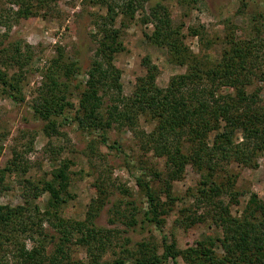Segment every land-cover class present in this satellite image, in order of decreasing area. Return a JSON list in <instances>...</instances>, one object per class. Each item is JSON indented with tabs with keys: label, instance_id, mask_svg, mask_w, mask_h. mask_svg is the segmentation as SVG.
Instances as JSON below:
<instances>
[{
	"label": "trees",
	"instance_id": "1",
	"mask_svg": "<svg viewBox=\"0 0 264 264\" xmlns=\"http://www.w3.org/2000/svg\"><path fill=\"white\" fill-rule=\"evenodd\" d=\"M14 1L20 6L18 14L28 15L33 12L34 4L43 5L50 0ZM133 6L134 1H126L120 12L133 14ZM116 10L107 7L94 56L84 73L76 60L67 63L62 54L51 60L43 74L38 99L33 101V114L45 122L47 134L59 133L57 128L64 123H74L82 135L91 137L88 146L92 154L97 152L96 144L123 152L111 132L127 128L140 150L151 151L155 158L164 159L162 170L151 165L148 172L147 167L138 169L134 159L124 153V164L132 166L128 169L135 174V184L142 197L139 205L126 202L130 213L122 216L129 218L128 223L138 225L141 233L151 227L158 230L160 244L142 239L129 248L125 247L127 238L122 245L125 256L101 260L111 230L97 227L91 221L97 211H90L84 220L57 215L66 201L64 194H68V163L64 161L53 171L51 179L42 180L41 187L36 185L29 194L32 197L42 192L49 194L43 212L48 214L53 210L57 215L52 225L56 232L51 235L53 241L47 239L42 221L35 224L33 210L0 204V245L12 242L18 234L26 233L32 238L35 234L40 238L30 249L24 245L17 249L19 264H178L179 256L188 264H264V197L251 192L242 209L233 214L231 206L238 204L240 193L234 188L237 174L226 167L230 162L256 166L258 157L264 154V104L261 87L254 82L260 59L255 41L232 39L219 59L205 62L185 44V33L174 25L169 8L163 2H156L145 16V22L153 26L145 36L153 45L164 48L168 59L184 66L185 71L171 76L166 85L160 86L158 66L145 56L142 60L145 73L126 95L120 70L114 64L115 54L123 50L119 31L112 28ZM189 33L201 36L194 27H189ZM0 50L5 67L20 62L18 47L5 46ZM20 73L8 76L0 71L3 91L13 101L23 99L19 93ZM76 75L83 77L73 83ZM261 76L259 80L264 85V71ZM73 95L76 104L71 101ZM69 111L71 115L65 117ZM59 117L62 120L58 121ZM141 120L149 127H140ZM211 132L214 136L209 144ZM187 165L201 175L194 202L196 209L203 212L189 214V209L180 210L182 216L174 219L175 225L189 228L208 218L220 234L204 241L195 239L180 249L175 236L166 234L164 227L178 200L173 195V182L183 177ZM9 166L18 168L14 159L7 166L11 170ZM154 179L161 183L160 188ZM97 188L105 194L101 185L97 184ZM34 210L40 213L38 206ZM49 242L56 246L51 254L46 251ZM72 244L85 248L87 262L72 258L68 250Z\"/></svg>",
	"mask_w": 264,
	"mask_h": 264
},
{
	"label": "rangeland",
	"instance_id": "2",
	"mask_svg": "<svg viewBox=\"0 0 264 264\" xmlns=\"http://www.w3.org/2000/svg\"><path fill=\"white\" fill-rule=\"evenodd\" d=\"M126 1H134L133 14L120 12ZM156 2H163L169 8L174 25L185 33V44L205 62L219 59L232 39L254 40L260 56L254 82L261 87L260 97L264 104V85L259 80L264 71V0H50L43 5H33L35 2L32 1L33 12L28 15L18 14L20 6L14 0H0V49L18 47L20 57V62L13 66L5 67L0 60V71L7 72L8 76L21 72L19 93L23 97L13 101L4 93L0 83V204L21 205L33 210L35 224L42 221L50 241H53L51 235L56 234L52 225L57 215L84 220L90 211H97L91 221H95L97 227L111 230L103 261L125 256L122 245L127 238L129 242L125 247L129 248L142 239L160 244L158 230L151 227L141 233L138 225L128 223L129 218L122 216L130 213L126 202L134 201L139 205L142 197L135 184V174L128 169L132 166L124 164V153L134 159L138 169L147 167V171L151 165L162 170L164 159L155 158L151 151L140 150L127 128L111 132L123 152L96 144L97 152L92 154L88 146L91 137L82 135L72 122L58 126L59 133L47 134L45 122L33 114L32 105L38 99L43 74L54 57L62 54L67 63L76 60L82 73L88 69L108 6L117 9L118 13L112 28L119 31L123 50L115 54L114 64L120 70L124 94L129 95L136 79L145 73L142 64L145 56L158 66L157 83L160 86L166 85L171 76L184 72V66L171 62L166 50L153 45L145 36L153 29L151 23L145 22V16ZM189 27L196 28L201 36L191 35ZM0 55H3L1 50ZM82 77L76 75L73 83ZM71 101L77 103L76 95L71 96ZM60 120L62 117L58 118ZM139 126L149 127L142 120ZM213 136L211 132L209 144ZM13 159L18 165L17 170L7 167ZM64 161L68 163L69 176L68 194H64L66 201L57 215L53 210L45 214L49 194L42 192L37 197L29 194L35 191L36 185L41 187L42 180L51 179L53 171ZM226 167L237 174L234 188L240 193L238 204L231 206L233 214L242 209L251 192L264 197V154L258 157L256 166L230 162ZM148 179L151 181V176ZM156 180L153 182L160 188L161 183ZM200 181V173L187 165L183 177L173 182V195L178 200L166 219L164 231L175 236L180 249H185L195 239L204 241L220 234L208 218L189 228L175 225L174 219L182 216L180 210L189 209V214L203 212V209H196L194 202ZM97 184L104 188L105 194L100 192ZM34 206H38L40 213H36ZM34 237L35 234L33 238L26 233L18 234L12 242L0 245V262L19 264L17 249L22 245L26 249L33 247L40 239ZM46 245V251L51 254L56 247L54 242ZM68 250L72 258L88 261L84 247L72 244ZM159 251H162L161 246ZM177 260L178 264H188L180 256Z\"/></svg>",
	"mask_w": 264,
	"mask_h": 264
}]
</instances>
